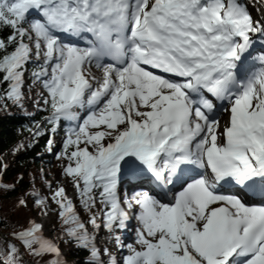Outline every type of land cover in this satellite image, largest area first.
I'll list each match as a JSON object with an SVG mask.
<instances>
[{
    "label": "snow or ice",
    "instance_id": "obj_1",
    "mask_svg": "<svg viewBox=\"0 0 264 264\" xmlns=\"http://www.w3.org/2000/svg\"><path fill=\"white\" fill-rule=\"evenodd\" d=\"M256 2L259 18L246 0H0V27L11 29L0 38V109L23 107L31 67L49 131L70 122L58 158L96 231L63 187L52 199L90 264H105L95 244L102 229L127 249L122 264H264V206L231 191L264 197V0ZM44 134L38 125L33 135ZM143 177L160 192L122 190ZM133 219L126 243L120 233ZM41 229L33 222L15 239L62 264ZM22 255L0 247V264H22Z\"/></svg>",
    "mask_w": 264,
    "mask_h": 264
},
{
    "label": "trees",
    "instance_id": "obj_2",
    "mask_svg": "<svg viewBox=\"0 0 264 264\" xmlns=\"http://www.w3.org/2000/svg\"><path fill=\"white\" fill-rule=\"evenodd\" d=\"M10 32L11 29L0 27V38L6 39ZM28 71H30V77L33 80L32 70ZM6 87V84H0V93ZM7 103V109H0V235H5L4 237L10 238L13 244L20 246L23 254L22 264H51L56 259L53 254L34 256L23 247L21 241L15 239L17 233L23 232L31 226L33 213L47 204L49 184L41 175L40 167H44L48 163V157H44L42 153L45 151L50 136L53 135L49 131L51 125L46 122L50 113L46 110L43 112L36 110L30 114L25 111L24 106L19 107L11 101ZM38 125L45 130V134L35 137L33 134L37 131ZM68 126L66 121H61L60 127L55 133L62 139V151ZM19 131L22 133L19 134ZM26 136L28 137L19 150L20 153L14 158L10 167L3 166L1 158ZM38 185L43 187V191L39 190ZM38 200H43L44 204L38 205L36 203ZM21 201H24V204H21ZM80 210L89 219L90 213L82 208ZM80 220L82 221L81 218ZM59 223L63 233H66L69 225L64 224L60 216ZM5 238H0V247L6 251L8 245L12 243ZM64 243V241L60 242L61 245ZM71 243V250L66 255L75 264H90V251L80 247L74 239H71Z\"/></svg>",
    "mask_w": 264,
    "mask_h": 264
},
{
    "label": "rangeland",
    "instance_id": "obj_3",
    "mask_svg": "<svg viewBox=\"0 0 264 264\" xmlns=\"http://www.w3.org/2000/svg\"><path fill=\"white\" fill-rule=\"evenodd\" d=\"M246 3L249 5L251 15L256 18L254 14V10H256L255 8L257 7L256 5H258L256 4V0H246ZM29 70H32V68L29 67ZM95 71L100 72L99 70L93 67V74L95 73ZM22 91L25 93L23 106L27 113L31 114L36 110H42V112L45 111V106L42 103V97L38 95L43 91L42 86L33 83V80L30 77V71L26 73L25 85ZM38 100L40 101L39 104L37 103ZM89 111L90 109H86L84 110V112L79 114L81 119L85 118ZM227 118L228 116L226 117V119ZM21 133L22 131H19V134ZM28 136L23 137L20 143H17L15 146H13L10 149L9 153H7L1 158V164H3V166L10 167L12 162L15 160L14 158L20 153L19 150L21 149L22 145L24 144V141L27 139ZM50 137V139L53 140L51 150H49V145L47 142L46 148L44 149L45 151L42 153L44 157H48V163L46 166H41L40 168L41 175L43 176L45 182L51 185V187H48V198H46L47 204L41 207V209L37 210V212L33 213L31 220L36 224H40L42 226V236L47 239V241H51L59 248L60 259L62 261V264H75L73 260L70 259L68 255H66V253L71 250L70 246L72 245V243L71 239L66 235V233H63V231L61 230V224L59 223V208L58 205L52 199L54 192L59 188L63 187L67 196L73 201V204L75 205L79 217L82 219V222L86 223V227L89 229L90 232H95L96 230L92 228L91 224H87V221L89 219L83 214V211L80 210L81 207L79 205V199L76 195V189L73 187L72 180L71 178H68L64 175L63 169L67 162L63 159L58 158L59 154L63 152L61 149L62 139L61 137H59V135H52ZM38 187L39 190L43 191V187H41V185H38ZM131 223L133 227L127 230L126 239H124L126 243H134L135 241L134 229L137 227V221L132 220ZM4 236L1 238H5ZM5 239L11 241L10 238ZM62 241L65 242L63 245L60 244V242ZM11 243L13 244L12 241ZM95 244L96 247L101 250V260L104 261L105 264H108L110 257L108 255L103 254L104 249H108L111 253V256L116 258L117 264H122V257L128 254L126 248L123 250H121V248L118 249L116 242H114L112 245L110 244V234L109 232H107V230L104 229L96 233ZM16 247L20 249L19 245H16ZM136 247L139 248L138 245H136Z\"/></svg>",
    "mask_w": 264,
    "mask_h": 264
},
{
    "label": "bare ground",
    "instance_id": "obj_4",
    "mask_svg": "<svg viewBox=\"0 0 264 264\" xmlns=\"http://www.w3.org/2000/svg\"><path fill=\"white\" fill-rule=\"evenodd\" d=\"M256 4H257V2H256ZM256 6L259 7V5H256ZM257 7L255 8L256 10H254V9L253 10H254V14H255L256 18H259L260 15H261V13L257 12ZM256 46H258L256 49H259L260 50V46L259 45H256ZM259 50H257V51H259ZM94 74H96L98 76L102 75V73L101 72H98V71L97 72L95 71ZM86 109L89 110V108L87 107V105H85V107L82 108L81 111H79L80 112L79 114H81L82 112H84V110H86ZM227 116H228V113L227 112L222 113V115L220 116V122H221V126L222 127H223L224 123L226 122V117ZM140 184H143L144 186H146V185L149 184V182L147 180L146 181H143V179H137V180H134L132 183H129V182H127V179H126L125 182L122 184V190L128 188V186L131 187V189H134L136 187V185H140ZM175 190L178 191V188H176ZM169 199H171V194H169ZM129 227H133L132 223L129 224ZM124 232L127 235V231H124ZM123 233H121V234H123ZM109 234H110V237H111V233H109ZM126 235H125V238L124 239H126ZM114 242L115 241H112L111 240L110 244L112 245Z\"/></svg>",
    "mask_w": 264,
    "mask_h": 264
},
{
    "label": "water",
    "instance_id": "obj_5",
    "mask_svg": "<svg viewBox=\"0 0 264 264\" xmlns=\"http://www.w3.org/2000/svg\"><path fill=\"white\" fill-rule=\"evenodd\" d=\"M3 236H4V235H3V234H1V235H0V238H1V237H3ZM17 247H18V246H17Z\"/></svg>",
    "mask_w": 264,
    "mask_h": 264
}]
</instances>
